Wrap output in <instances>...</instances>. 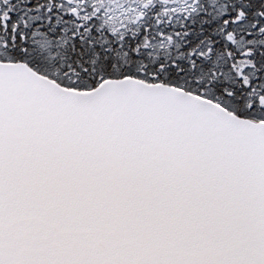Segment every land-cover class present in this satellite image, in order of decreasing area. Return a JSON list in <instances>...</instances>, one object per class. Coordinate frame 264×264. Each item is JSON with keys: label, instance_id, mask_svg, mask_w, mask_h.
<instances>
[{"label": "snow or ice", "instance_id": "1", "mask_svg": "<svg viewBox=\"0 0 264 264\" xmlns=\"http://www.w3.org/2000/svg\"><path fill=\"white\" fill-rule=\"evenodd\" d=\"M0 264H264V0H0Z\"/></svg>", "mask_w": 264, "mask_h": 264}]
</instances>
